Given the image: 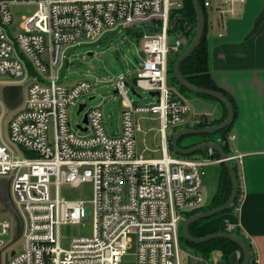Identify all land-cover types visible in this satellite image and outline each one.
Listing matches in <instances>:
<instances>
[{"label":"built area","instance_id":"2783aa9c","mask_svg":"<svg viewBox=\"0 0 264 264\" xmlns=\"http://www.w3.org/2000/svg\"><path fill=\"white\" fill-rule=\"evenodd\" d=\"M244 0H224L221 15L234 13ZM37 5L24 16L18 34L11 7ZM207 8L211 2L206 0ZM183 0H0V75L6 85H20V106L10 110L0 99V179L11 182V194L22 224L23 246L6 264H120L136 249V264H182L180 226L185 215L207 205L203 179L208 168L224 162L215 150L197 158L172 151L170 136L189 122L191 104L177 97L169 85L170 57L187 44L184 35L170 32V13ZM157 23L160 25L157 26ZM145 29L141 37L143 64L136 86L158 93L150 105H137L122 75L117 91L124 107L121 133L111 135L99 107L89 109L88 124L75 130L70 107L90 94L93 86L79 81L65 86L57 71L69 49L95 44L120 28ZM157 115L160 157L137 150L141 118ZM8 117L9 137L16 153L1 138ZM82 128H87L83 131ZM229 135L228 140L234 139ZM223 142L222 139H218ZM243 155H229L239 165ZM91 183V199H68L61 188ZM244 201L241 192L238 210ZM92 220L91 235L74 237L65 247L64 225ZM12 223L0 221V236L11 233ZM231 226L228 231H235ZM0 239V264L4 251Z\"/></svg>","mask_w":264,"mask_h":264},{"label":"crops","instance_id":"0c3cea01","mask_svg":"<svg viewBox=\"0 0 264 264\" xmlns=\"http://www.w3.org/2000/svg\"><path fill=\"white\" fill-rule=\"evenodd\" d=\"M209 1L210 72L216 86L232 99L237 114L230 134L235 138L228 145L231 155L244 156L237 165L244 201L238 210L207 222L200 233L236 227L252 242L257 264H264V20L250 36L264 0H244L234 13L225 15L218 11L224 0ZM185 100L192 107L191 121L200 116L223 117L217 102L200 97ZM239 256L236 253V260Z\"/></svg>","mask_w":264,"mask_h":264},{"label":"rangeland","instance_id":"374dc122","mask_svg":"<svg viewBox=\"0 0 264 264\" xmlns=\"http://www.w3.org/2000/svg\"><path fill=\"white\" fill-rule=\"evenodd\" d=\"M37 5H14L11 11L14 16V24L10 28L13 34L20 32L19 27L23 21V17L30 16L37 11ZM141 39L135 33V29L120 28L113 32L106 34L103 39L95 44L82 45L76 48L69 49L63 56V68L57 73L61 78V82L65 86H71L79 81H88L92 84L93 90L90 94L82 96L76 105L70 107L69 118L72 127L77 130V125L81 124L84 114L91 108L99 107L105 120V127L112 135L121 133L122 115L124 107L122 105V96L117 90V83L122 75H125L130 86L127 87L130 98L137 105H150L154 102L149 92H146L136 86L135 80L137 78L138 69L143 64V58L140 56ZM92 53V55H89ZM134 65L132 70L130 64ZM11 78L5 75H0V99L1 88L5 81ZM24 85V93L25 87ZM135 88L137 93L141 95L138 97L131 91ZM93 100L89 101L90 98ZM86 104V107L81 114H77L79 106ZM8 115L1 123V138L5 145L16 153H20L19 148L16 147L9 137ZM142 132L137 134V150L139 154L146 157H160L161 154L157 150L160 147V137L158 130L160 122L157 115L149 114L145 118H141ZM172 134V131H171ZM197 139L199 137L187 138L184 143L190 139ZM221 166L215 165L208 168V175L203 179V190L207 197V204L210 203L213 195L216 192ZM92 184L87 183L79 188H73L65 185L61 188L62 196L68 199H91ZM218 216L212 220L220 218ZM0 221H9L12 223L11 233L7 236H0L4 241V251H7L2 257V263L6 264L7 259L13 252H18L22 249V224L19 219L17 208L15 206L11 194V182L0 179ZM182 225V224H181ZM92 220L86 219L84 224L64 225L61 228V241L63 246L67 247L69 242L74 237L91 235ZM136 249L128 251L123 257L120 264H136ZM182 264H220L221 254L219 251L213 252L211 261L205 262L197 259V256L189 249L184 250L181 246Z\"/></svg>","mask_w":264,"mask_h":264},{"label":"trees","instance_id":"16d2710c","mask_svg":"<svg viewBox=\"0 0 264 264\" xmlns=\"http://www.w3.org/2000/svg\"><path fill=\"white\" fill-rule=\"evenodd\" d=\"M201 3V6L204 11L205 15V27H204V33L203 37L197 46V48L193 51V53L182 63L181 65V72L184 78L190 82L193 85H196L201 88L205 89H210V90H215L223 93L228 97V99L232 101L230 96L223 91L222 89L218 88L216 84L214 83L212 79V75L210 72V56H209V45H208V35H209V9L206 7L205 2L206 0H199ZM181 18L185 19L188 21V27H186V21L182 20ZM174 20H176L174 22ZM174 22V23H173ZM197 24V13L195 10V6L193 3V0H183V7L180 9L172 10L170 13V32L175 35H184L187 38V44L183 46L178 53L172 54L170 57V62H169V69H168V79H169V85L173 89L175 96L177 97H183V98H189V97H200L208 100H212L214 102H217L223 109V117L219 120H210L208 117L205 116H200L197 118L199 122H189L185 124L184 126L175 128L172 131V134L170 136V142H172L173 137L175 134H177L180 130L183 129H203L207 127H212L215 125H219L222 122H224L228 116V109L226 105L219 100H217L214 97L203 95V94H197L194 92H191L184 86H182L177 79L174 76V65L178 57L189 47V45L192 43L196 31L189 30V27L191 25H196ZM160 25L157 23V26ZM150 29V27L144 26L142 28L135 29V33L139 39H141L143 32L145 29ZM131 30V29H128ZM236 111H235V118L236 119ZM233 123L224 129L221 132L214 133V134H202V135H194V136H187L183 137L179 140V146L182 149H190L202 142H207V141H212L220 144L223 149L230 154L229 150V141L228 137L231 134V130L234 125ZM192 137H199L197 139H190L187 143H184V141L187 138H192ZM218 139H222L223 142H219ZM207 149H203L199 151L198 153L192 154L190 156H183L179 155L181 157L185 158H197V157H202L207 154ZM215 158H220V154L215 151L214 153ZM221 170H220V175H219V180H218V186L216 189L215 194L213 195L211 201L209 204H207L205 207L201 208L200 210L194 211L187 213L185 215V220L188 218L192 217L193 215L203 212V211H208L217 207H220L221 205L225 204L229 197L231 196L232 192V181L230 178L229 170L225 163H221ZM234 170L237 175V181L239 185V191H238V197L232 207H230L225 213L217 215L212 218H207V219H202L194 222L191 227H190V233L194 237H204L209 234L213 233H218V232H225L227 231L226 229H218L214 231H209L205 233H200L202 232V228L207 222L211 221L212 219L222 216L227 213H232L235 211V209L239 206V199L240 195L242 192V187H241V182H240V174H239V168L236 164H234ZM180 226V245L184 250L189 249L192 251L197 257L202 258L203 261L205 262H210L213 252L219 251L221 254V261L220 264H242L244 260V252L242 248L235 242L228 240V239H213L208 242L196 244L193 242H190L186 237L183 235V225ZM201 229V231H200ZM199 230V231H198ZM232 233L236 234L237 236L241 237L249 246L250 252H251V259L249 264H257L258 262V254L252 244V242L246 238L244 234H242L239 231H233ZM236 253H239L240 256L236 260L235 255Z\"/></svg>","mask_w":264,"mask_h":264},{"label":"water","instance_id":"95a60500","mask_svg":"<svg viewBox=\"0 0 264 264\" xmlns=\"http://www.w3.org/2000/svg\"><path fill=\"white\" fill-rule=\"evenodd\" d=\"M193 3H194L195 10L197 13V24L195 26L191 25L189 27V30L190 31L195 30L196 35H195L192 43L189 45V47L176 60L175 65H174V69H173L174 76L182 86H184L185 88H187L191 92L211 96V97L216 98L220 102L224 103L228 109V116H227L226 120L219 125H215V126L207 127V128H203V129H193L192 128V129L180 130L173 137V140L171 142V148H172L174 153H176L178 155H183V156H190L192 154L198 153L199 151H201L203 149H213V150L217 151L220 154V157L222 159H224V163L229 170L230 178L232 181V192H231V196L229 197L228 201L225 204L221 205L220 207H217V208H214V209H211L208 211H203V212L197 213V214L193 215L192 217L188 218L187 220H185L184 225H183V235L190 242H193L196 244H200V243L211 241L213 239H220V238L231 240V241L237 243L242 248V250L244 252V260H243L242 264H249L250 259H251V252H250L249 246L241 237L237 236L236 234H234L232 232L225 231V232L213 233V234H209V235L204 236V237H198L197 238V237L192 236L190 233V227L194 222H196L198 220H202V219L212 218V217H215L217 215L225 213L230 207H232L234 205V203L238 197V191H239L237 175H236V172L234 170V163L232 160L229 159V154L223 149V147L220 144H218L216 142H212V141H207V142H202V143H200V144H198V145H196L190 149H182L179 146V140L181 138L187 137V136L202 135V134H214V133L221 132L224 129H226L227 127H229L233 123L234 118H235L234 106L226 95H224L223 93H221L219 91L205 89V88H201V87H198L196 85H193L190 82H188L184 78V76L182 75L181 65L193 53V51L199 45V43L203 37L204 27H205V15H204V11H203V8L201 6L200 1L199 0H193ZM181 19L185 20L183 18H181ZM263 20H264V9L261 12V14L259 15V17L255 23V26H254L252 32L250 33V36L253 35L258 30V28H259V26ZM175 21L176 20H174V22ZM188 24H189L188 21H186V27H188ZM147 27H150V26H147ZM89 55H92V53H90ZM140 56L142 58L144 57L142 52H140ZM130 67L133 69L132 63L130 64ZM128 85H130V84H128ZM131 91L134 95L141 97V95H139L137 93L135 88H132ZM151 95L156 96V95H158V93H151ZM23 96H24V91H23L22 86H20V85H6V86H3L1 88L2 100L4 101V103L6 104V106L10 110H14L20 106V104L23 101ZM93 99H94V97L90 98L89 101H91ZM85 107H86V104H81L79 106V110H78L77 114L78 115L81 114V112L84 111ZM82 123L85 125L88 124V118H87L86 113L84 114V118H83ZM78 127L80 129H82L83 131H87V128L84 129V128H82V126H78Z\"/></svg>","mask_w":264,"mask_h":264}]
</instances>
